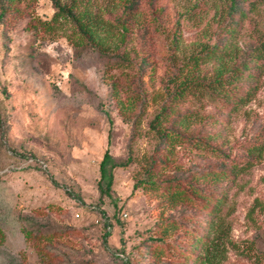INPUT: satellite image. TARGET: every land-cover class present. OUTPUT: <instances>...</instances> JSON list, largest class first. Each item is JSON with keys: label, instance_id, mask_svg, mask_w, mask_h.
Wrapping results in <instances>:
<instances>
[{"label": "rangeland", "instance_id": "obj_1", "mask_svg": "<svg viewBox=\"0 0 264 264\" xmlns=\"http://www.w3.org/2000/svg\"><path fill=\"white\" fill-rule=\"evenodd\" d=\"M83 1L110 17L128 2ZM133 1V65L117 68L112 49L46 25L51 0H0V264H210L201 256L218 224L215 264H264V66L239 83L248 99L222 104L200 89L217 61L190 60L226 40L221 62H235L264 35V2ZM186 80L161 122L177 136L163 140L148 122ZM105 148L125 160L108 183Z\"/></svg>", "mask_w": 264, "mask_h": 264}, {"label": "trees", "instance_id": "obj_2", "mask_svg": "<svg viewBox=\"0 0 264 264\" xmlns=\"http://www.w3.org/2000/svg\"><path fill=\"white\" fill-rule=\"evenodd\" d=\"M125 1V0H122ZM123 2L124 13L116 17H110V12H104L103 7L95 6L90 9L83 0H51L53 10L47 20H44L49 28L54 24L66 23L71 26L70 34L74 44L87 45L92 50H95L100 55L110 53L108 50L112 49L115 60H112V65L117 68L131 67L133 65L132 58L128 55V51L123 46L124 34L127 29V14L134 15L130 12L133 7V0ZM262 1L264 0H257ZM233 6V2L230 3ZM253 6H249L252 9ZM104 13H108L107 16ZM129 16V15H128ZM230 33L231 29L225 28ZM70 34H67L69 37ZM232 35V34H231ZM122 48V49H120ZM226 51V40L222 44L213 43L210 45H203L198 52L190 54L191 65L196 66L199 63L207 61H217V65L212 70V74L202 82L200 89L202 95L208 96L210 99L224 102L230 101L242 103L251 92L249 86L241 90L242 92L235 95L239 89V83L243 79H251L255 74H259L264 66V35L258 39L254 44L247 46L241 51V56L232 64L225 65L222 63L223 55ZM194 81V80H193ZM191 80L183 81L176 88L166 92V97L158 104L157 111L153 114L148 122V127L159 138L169 141L177 136L172 128L163 127L162 121H166L173 111V100L182 96L183 89ZM112 96H116L115 82L110 81ZM131 106L130 103H128ZM181 115V116H180ZM173 115L170 122L178 123L184 122L186 116L182 114ZM264 119V114H263ZM171 125V124H170ZM124 161L110 160V154L107 148L104 149L102 156L98 162L99 180L107 178V183L111 178V168L113 166L124 165ZM238 169H242L240 166ZM238 171V170H237ZM236 173V172H235ZM213 177V175H211ZM216 178L217 175H214ZM170 195H174L171 194ZM217 231V232H216ZM222 226L219 224L215 227L216 234L214 238L209 240L205 245L202 259L210 264L217 263L224 256V232Z\"/></svg>", "mask_w": 264, "mask_h": 264}]
</instances>
